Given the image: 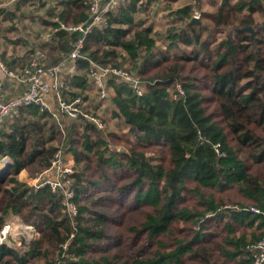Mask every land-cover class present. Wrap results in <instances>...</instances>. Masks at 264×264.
I'll return each instance as SVG.
<instances>
[{
	"label": "trees",
	"instance_id": "1",
	"mask_svg": "<svg viewBox=\"0 0 264 264\" xmlns=\"http://www.w3.org/2000/svg\"><path fill=\"white\" fill-rule=\"evenodd\" d=\"M91 1L0 0L1 61L20 71L41 48L56 62L70 50L60 24L87 22ZM157 1L112 12L69 78L66 97L104 122L66 124L74 217L61 190L18 179L51 166L62 136L48 111L24 106L0 128V158L13 163L0 176V230L15 215L39 233L25 251L2 245L0 264H252L248 245L264 236V0H221L194 24L188 3L164 32L136 18ZM89 59L134 68L143 95L112 78L98 100ZM178 82L186 94L173 99Z\"/></svg>",
	"mask_w": 264,
	"mask_h": 264
},
{
	"label": "built area",
	"instance_id": "2",
	"mask_svg": "<svg viewBox=\"0 0 264 264\" xmlns=\"http://www.w3.org/2000/svg\"><path fill=\"white\" fill-rule=\"evenodd\" d=\"M125 1L92 0L88 9L87 22L78 25L61 23L59 28L71 34L70 50L63 51L56 62H50L48 53L41 48L35 50L29 64L20 71L9 70L0 59V68L24 86L22 91L11 96L0 93V128L3 124L17 118L24 106L37 105L48 111L62 136V141L54 154L51 166L35 177L34 186L36 188L49 186L53 191L61 190L65 195L66 209L71 217L77 214L78 208L70 200L73 196V187L69 175L73 173V164L68 160L71 143L68 140L66 124L72 120L85 119L103 129L104 122L98 115L86 109L87 102L83 96L67 98V85L71 74L77 70V60L83 56L82 49L87 35L94 29L107 27L110 14L117 11ZM2 4L0 3V6ZM74 33H78L76 38H72ZM88 63V76L97 91L98 100L108 97L106 84L112 78L126 82L137 94L143 95L144 86L140 78L126 66L103 65L91 59ZM185 94L182 83H176L172 98L178 99ZM216 151L220 153L217 146ZM10 163L8 156L0 158V176ZM250 209L255 213L261 212L256 207ZM20 233L25 236L27 242L34 241L38 237V232L33 225L23 222L18 216L11 215L0 230V247L7 244L25 251L29 246H23L16 240V235ZM247 249L252 258V264H264V236L248 245Z\"/></svg>",
	"mask_w": 264,
	"mask_h": 264
},
{
	"label": "rangeland",
	"instance_id": "3",
	"mask_svg": "<svg viewBox=\"0 0 264 264\" xmlns=\"http://www.w3.org/2000/svg\"><path fill=\"white\" fill-rule=\"evenodd\" d=\"M143 2H144V4H143V6L146 4V2H147V0H143ZM208 3V2H212V0H206L205 1V3ZM218 2H221V0L219 1L218 0ZM188 3H190V5H191V7L193 8V10H195L194 11V15H195V17H196V19L198 20V21H200V20H203L204 22H206V20L207 19H205V15H204V13H210L211 12V7H208L207 6V4L205 5V3H204V0H178V3H176L175 4V1L174 2H170V3H168V5L165 7V5H166V1H164L161 5L159 4V2L157 1V2H153L150 6H149V8H147V10L146 11H141V12H139L138 14H137V16H136V18L137 19H144L146 22H147V24L149 25V24H152L153 25V28H154V30L155 31H157V32H164V31H166L168 28H172V27H174V26H176V27H178V21H176L177 19H178V17H176L175 15H174V12L176 11V9L179 7V6H181V7H183V6H185V4H188ZM204 3V4H203ZM141 4V2L139 3V5ZM165 4V5H164ZM157 5H160L161 6V8H160V10H163L164 9V7H165V12H159L158 11V9H157V11H154L155 10V7L157 6ZM211 5V4H210ZM142 6V7H143ZM205 6H206V8L207 9H204L205 8ZM215 7V6H214ZM201 10V11H200ZM214 10V9H213ZM164 11V10H163ZM35 12H36V8H35ZM40 13H43V10H41V11H37V14H40ZM165 14H168V15H171L172 16V18L169 20V21H166L167 20V18H166V16H165ZM263 19V17L261 16V15H259V13H257V15H256V20L257 21H261ZM35 26H36V24H35ZM40 30V29H39ZM45 30V29H44ZM159 44L163 47L165 44H168V40H166L165 41V43H161V42H159ZM182 48H185L184 46H182ZM163 49H165V47H163ZM176 51H179L178 49H176ZM134 68H132V71H136V70H133ZM11 94L13 93V92H10ZM70 123H71V121H69L68 122V124H69V126H70ZM113 129H115L113 126H110L109 127V129H107V132L108 131H111V130H113ZM59 137H58V140H57V142L56 143H59ZM122 150V149H121ZM69 155L70 156H72L73 154H72V150L70 149V152H69ZM74 157V156H73ZM73 165H74V163H73ZM7 170H5V172H6ZM5 172H3V174L5 173ZM28 172V171H27ZM29 173V172H28ZM2 174V175H3ZM129 202V201H128ZM130 204V203H129ZM11 217V215L9 216V218ZM38 236H39V233H38ZM43 264H47V263H44L43 262Z\"/></svg>",
	"mask_w": 264,
	"mask_h": 264
},
{
	"label": "crops",
	"instance_id": "4",
	"mask_svg": "<svg viewBox=\"0 0 264 264\" xmlns=\"http://www.w3.org/2000/svg\"><path fill=\"white\" fill-rule=\"evenodd\" d=\"M205 1L206 0H204V3H205ZM220 1V0H219ZM158 2H159V4L161 5L164 1H160V0H158ZM176 3H178V1H175V4ZM203 3V4H204ZM207 4V6L208 7H211V12L210 13H212V12H214L216 9H217V7L220 5V2H218V0H212V2H206L205 3V5ZM211 4V5H210ZM4 5H6V4H2L1 6H4ZM7 5H8V3H7ZM160 5H157L156 7H155V10L154 11H157V9H158V11L160 12H165L166 10H165V7L168 5V2H166V5H165V7H164V11L163 10H160V8H161V6ZM190 5V4H189ZM191 6V5H190ZM215 6V7H214ZM181 6H179L178 8H180ZM204 9H207L206 8V6H205V8ZM214 9V10H213ZM165 16H166V18H167V20L166 21H169L171 18H172V16L171 15H168V14H165ZM147 23V22H146ZM23 88H24V86L23 85H21V84H19L15 79H13V78H11L10 76H8L6 73H5V71H3V69H1L0 68V93H3V94H6V95H14L15 93H17V92H20V91H22L23 90ZM10 92H13L12 94L10 93ZM68 160H69V162L70 163H74V157H73V155L72 156H68ZM18 179L20 180V181H23V182H26L29 186H32V185H34L35 184V177H32V176H30L29 175V173L27 172V170H25V169H23L20 173H19V175H18ZM30 193V191H27V192H25L24 194L25 195H28Z\"/></svg>",
	"mask_w": 264,
	"mask_h": 264
},
{
	"label": "water",
	"instance_id": "5",
	"mask_svg": "<svg viewBox=\"0 0 264 264\" xmlns=\"http://www.w3.org/2000/svg\"><path fill=\"white\" fill-rule=\"evenodd\" d=\"M196 21H198V20L196 19V17H194L193 20H192V22H191V24H194ZM244 29L247 30V31H249V32H251V36L254 37L255 32H254V29L251 26L245 27ZM121 149L124 150V148H121ZM12 164L13 163L11 162L8 165V167L6 169L7 171L2 175L1 178H5L10 173ZM16 240H18L19 242H21V244L23 246H30L33 243V241L27 242L26 239H25V236L23 234H21V233L16 235Z\"/></svg>",
	"mask_w": 264,
	"mask_h": 264
}]
</instances>
